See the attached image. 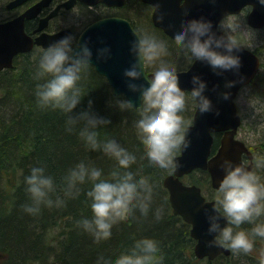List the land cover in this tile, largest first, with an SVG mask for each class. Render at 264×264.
Returning <instances> with one entry per match:
<instances>
[{
  "label": "clouds",
  "instance_id": "1",
  "mask_svg": "<svg viewBox=\"0 0 264 264\" xmlns=\"http://www.w3.org/2000/svg\"><path fill=\"white\" fill-rule=\"evenodd\" d=\"M259 2L264 4V0ZM179 4L185 14L180 16L179 22H172V36L185 54L194 62L207 63L217 75L228 71L240 75L244 49L238 36L242 30L240 19L225 15L214 27L210 18L186 14L189 0H179ZM156 5L158 8L159 0ZM73 40V34L68 32L40 53L35 78L42 82L36 85V96L41 107L59 109L67 114L69 131L83 121L79 136L85 146L102 150L116 160L107 173L95 164L80 160L63 176L64 196H78L80 185L91 182L87 195L91 198L92 216L82 217L77 223L99 239L110 235L113 223L135 209L148 216L152 209L155 181L141 174L142 164L132 165L138 155L135 148L115 138L100 139L99 126L112 121L93 110L94 100L89 99L87 109L74 113L86 95L80 81L93 63V51L87 39L80 41L78 46L73 45ZM169 47V40L158 32L138 30L134 33V39L129 42V52L134 59L123 70V75L130 89H139L141 102L137 106L135 97L124 95L125 98L116 103L120 110L137 109L134 123L144 143L142 155L151 164L172 170L178 166V152L191 142L189 127L192 122L184 114L189 100L191 108L201 114L213 111L214 102L207 94L208 81L200 73L191 75L190 89L181 86L177 66L166 55ZM110 55V46L96 50L97 59H106ZM146 65H152L151 74L138 79ZM236 83L235 79L225 80L224 90L220 93L223 99L232 96L230 90ZM254 110L264 111V105L254 106ZM219 167L224 174L219 180L212 212L207 216V231L215 234L209 244L248 252L254 247L256 237H264V178L258 172V169H264V155L254 157L251 167L244 158L239 162L225 158ZM24 181L30 195V202L22 206L26 212L35 215L42 205L59 207L65 203L64 196L57 191L55 177L47 172L45 165L32 166ZM163 212V205L156 207V219H160ZM222 218L226 223H221ZM245 222L252 227H241ZM159 253V242L154 237L142 236L114 258L111 254L100 253L97 264H160L163 257Z\"/></svg>",
  "mask_w": 264,
  "mask_h": 264
},
{
  "label": "trees",
  "instance_id": "2",
  "mask_svg": "<svg viewBox=\"0 0 264 264\" xmlns=\"http://www.w3.org/2000/svg\"><path fill=\"white\" fill-rule=\"evenodd\" d=\"M3 2L0 0V7ZM150 8L149 5H136L128 12H119L129 16L137 30H143V21H147L151 31L164 35L170 44L166 55L173 61L179 60V63L174 61L177 68L184 67L189 56L178 42L153 25ZM42 51L34 48L18 54L12 68L0 70V264H97L100 253L111 254L114 258L142 236L154 237L159 242V255L163 257L160 264H264V256H258L252 249L248 252L232 250L230 255L220 254L213 260L195 255L196 240L191 235V225L174 213L169 191L163 183L173 169H161L142 155L144 143L134 123L137 109L120 110L116 101L125 96L116 95L107 78L92 64L80 81L86 95L73 111L87 109L89 99L94 100L93 110L112 121L99 126L100 139L115 138L135 148L138 155L132 165H143L139 170L155 181V192L148 216L135 209L113 223L110 235L99 239L85 231L77 221L92 216L91 198L87 195L91 182L80 185L78 196H64L63 176L80 160L95 164L106 173L116 160L102 150L85 146L79 136L83 121L69 131L66 113L39 105L36 85L42 81L35 78V73ZM146 68L150 72L149 65ZM260 75L259 72L256 78ZM184 114L192 121L191 100ZM261 140L264 142V137ZM218 145L219 138L215 148ZM258 154L264 155V150ZM37 164L45 165L47 172L55 177L57 191L64 196L65 203L59 207L42 205L40 212L33 215L22 207L30 202L24 177ZM184 179L199 185L208 198L213 197L212 192L206 193L212 189L207 171L195 170ZM160 205L164 206V212L160 219H156L155 209ZM241 227L250 229L252 225L245 222ZM257 239L262 241L264 237Z\"/></svg>",
  "mask_w": 264,
  "mask_h": 264
},
{
  "label": "water",
  "instance_id": "3",
  "mask_svg": "<svg viewBox=\"0 0 264 264\" xmlns=\"http://www.w3.org/2000/svg\"><path fill=\"white\" fill-rule=\"evenodd\" d=\"M25 1L27 0H11L7 7L14 8ZM50 1L41 0L18 17L0 22V70L12 68L14 58L20 53L31 51L34 45L46 48L66 33H72L71 28H65L54 33L44 32L35 38L26 33L25 19L38 15ZM74 1L68 0L65 2V6L69 8ZM82 1L87 4L104 2L108 5H119L125 0ZM142 1L153 6L151 14L153 25L173 38L172 22H179L180 16L185 14L179 0H159L158 8L157 0ZM248 6L251 9L247 15V24L254 29L264 28V4H261L259 0H189V8L186 14L189 17L203 15L210 18L215 27L221 17L240 14ZM54 12L42 19L39 30L46 26L48 19ZM135 32L137 31L128 19L107 17L87 26L81 33L76 46L79 45L80 41L83 42L84 39H87L93 51L92 65L95 69L107 78L116 95L135 97V103L138 106L141 102L139 89H130L127 86V78L123 75V70L134 59L129 52V42L134 39ZM105 46H110L111 55L106 59H97L96 50ZM243 46L240 75L231 71L225 72L224 75H217L207 63L199 60L193 62L188 69L178 71L181 86L186 90L192 87L191 75L193 73L202 74L203 78L208 81L207 94L211 96L214 102L213 111L204 114L198 111L194 112L189 127L191 142L187 148L182 149L177 154L178 166L163 180L164 186L169 191L174 213L180 215L191 225V235L196 240L194 252L198 258L207 257L209 260H213L220 254L229 255L231 250L220 245L209 244L215 234H210L207 231L209 223L207 216L212 212L211 207L215 199H207L200 186L187 184L182 180V177L195 169L206 170L210 174L212 187L217 189L219 180L224 174L219 167L223 159L231 158L239 162L246 154L250 160L249 167H251L254 158L246 142L236 136L242 124V117L235 99L240 89L250 84L257 75L261 66V58L254 50L244 44ZM150 74L151 72L148 73L145 67L138 79ZM227 79H235L237 83L230 90L232 96L226 100L220 93L224 90V82ZM218 133L222 134L219 139L220 144L215 149ZM221 223H226V220L222 218Z\"/></svg>",
  "mask_w": 264,
  "mask_h": 264
},
{
  "label": "rangeland",
  "instance_id": "4",
  "mask_svg": "<svg viewBox=\"0 0 264 264\" xmlns=\"http://www.w3.org/2000/svg\"><path fill=\"white\" fill-rule=\"evenodd\" d=\"M8 0H4L3 5L0 7V19L8 15V11L5 9L6 3ZM85 9L81 7H75L72 11L63 15L59 20L68 25L77 26L78 30H82V26L85 21L89 19L88 12H85ZM150 15L152 8H150ZM247 14L248 10L243 11L239 15H233L240 19L242 23V30L238 33L241 43L249 47L250 49L256 50L259 54L262 61H264V28L254 29L247 24ZM83 16L84 19L82 22H78L79 16ZM79 19V20H78ZM143 30L151 31V25L147 21H143L142 24ZM153 31V30H152ZM249 33L251 35H249ZM21 54V53H20ZM175 63H179V60H174ZM152 65H149V71L151 72ZM182 67H178L177 70H180ZM259 72L261 73L260 77H257L251 84L243 88L237 103L241 106V111L243 115V123L238 130V137L244 140L249 144L257 153H261V150H264V142L262 138L264 137V111L256 112L254 106L259 107L264 105V67L260 68ZM258 172L264 178V169H258ZM186 176H189L186 175ZM184 176V178L186 177ZM187 183L188 179H185ZM212 192V198L215 199L217 189L206 190L207 194ZM257 252L258 256H264V240L259 241L258 239L254 240V247L251 251ZM236 257V256H235Z\"/></svg>",
  "mask_w": 264,
  "mask_h": 264
},
{
  "label": "flooded vegetation",
  "instance_id": "5",
  "mask_svg": "<svg viewBox=\"0 0 264 264\" xmlns=\"http://www.w3.org/2000/svg\"><path fill=\"white\" fill-rule=\"evenodd\" d=\"M10 1L11 0H8V2L6 3V7H5V9L8 11V15L6 17L1 18L0 22H4V21L10 20V19H13L15 17H18L19 15L23 14L32 5L40 2L41 0H27L23 4H21L17 7L8 8L7 4ZM67 1L68 0H51L48 5H46L42 8V10L38 13V15H36L35 17L30 18V19H25V31H26V33L28 35L32 36L33 38H35L44 32L45 33H54V32L60 31V30L65 29V28H71L72 34L74 36L73 45L76 46L79 42V37H80L81 33L84 31V29L87 26H89L93 22H96L100 19L107 18V17H121V18L128 19L131 22V24L133 25V27L136 29V31H138L137 27L135 26V23L132 21V19L129 18V16H125V15L121 14L119 11L128 12V11H130V8H134L136 5H138V6L149 5L153 10L152 5L147 4V3L143 2L142 0H125L122 4H119V5H108V4H105L104 2H99V3H95V4H87V3L83 2L82 0H75L74 3L72 4V6H70L69 8H67L65 6V2H67ZM75 7H81L82 9L86 10L85 12H88L87 17L89 19L87 20V22L85 21V23L82 24V26H84L82 30H78L77 26H75V25L64 24L59 20V18L61 16L66 15L67 13L72 11L73 8H75ZM245 10H248V12H249L250 7L245 8ZM52 12H54V14L48 19L46 26L43 29L39 30V26L41 24L42 19L46 18ZM151 14H152V12H151ZM82 18H83L82 15L79 16L80 20L78 19L79 20L78 22H82L84 20ZM167 36L171 40L176 41L175 39H173L169 35H167ZM34 48L45 49L43 46H39V45H34L33 49ZM193 62L194 61L192 59H190L186 63V65L184 67L180 68V70H178V71L188 69L193 64ZM146 67H147V65H146ZM1 70H3V69H1ZM245 87L241 88V90L239 91V93L236 97V104H237L239 112L241 113L242 118H243V115H242V111H241V106L237 103V99L239 98L241 91ZM189 95H190V93H189ZM221 134L222 133H219L217 135L221 136ZM217 139H218V137H217ZM248 146L252 150V152L254 153V157H256L257 151L254 150L249 144H248ZM243 158L247 159L248 162L250 161L246 154L243 155ZM183 177H182V179H183Z\"/></svg>",
  "mask_w": 264,
  "mask_h": 264
}]
</instances>
